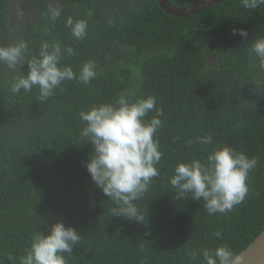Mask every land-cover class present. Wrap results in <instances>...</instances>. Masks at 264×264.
Returning a JSON list of instances; mask_svg holds the SVG:
<instances>
[{"label": "trees", "instance_id": "1", "mask_svg": "<svg viewBox=\"0 0 264 264\" xmlns=\"http://www.w3.org/2000/svg\"><path fill=\"white\" fill-rule=\"evenodd\" d=\"M28 1L32 10L13 21L12 0H0V46L23 37L36 51L41 40L57 41L76 49L62 63L78 72L95 59L98 75L87 86L66 81L41 102L37 89L10 92L7 80L26 75V62L17 73L0 66V262L18 264L31 232L47 234L46 224L58 220L82 236L68 264H200L190 261L188 248L226 243L238 254L245 249L264 228V95L253 94L258 69L245 50L264 35V6L249 12L240 0H223L179 17L158 0H60L64 12L53 25L43 13L54 0ZM198 1L168 0L177 8ZM68 15L88 21L86 39L71 36L63 23ZM234 27L247 29V39L232 35ZM122 92L132 99L154 95L164 112L157 132L160 175L136 202L143 224L112 215L115 205L86 169L93 145L79 137V111ZM206 133L213 145L185 146ZM218 145L258 163L244 202L209 215L202 200L176 199L170 177L178 161H203ZM5 253L17 259L10 262Z\"/></svg>", "mask_w": 264, "mask_h": 264}, {"label": "clouds", "instance_id": "2", "mask_svg": "<svg viewBox=\"0 0 264 264\" xmlns=\"http://www.w3.org/2000/svg\"><path fill=\"white\" fill-rule=\"evenodd\" d=\"M243 9L252 12L264 6V0H240ZM64 7L60 0L47 5L43 15L53 25L62 19ZM64 26L77 41L86 39L88 21L68 15ZM264 31V26H261ZM232 35L247 39L245 28H232ZM251 66L258 69L251 82L255 85L253 94L264 95V35H257L245 47ZM76 55L70 45L62 46L57 41L41 40L39 48L33 51L23 37L15 43L0 46V66L8 72L17 73L26 62V75L15 74L7 80L10 92L31 93L37 89L36 99L47 102L66 81H77L87 86L98 75L97 62L89 59L74 71L62 59ZM254 62V63H253ZM7 75V73H6ZM154 112L148 118V114ZM163 109L157 107L154 95L132 99L126 93L109 103L93 104L79 111L84 126L79 137L93 145V152L86 162V169L96 187L102 190L115 205L112 215L143 224L146 215L137 206L149 191L154 178L160 175L158 165L163 152L157 137L163 126ZM179 136L173 137L174 141ZM196 144L213 145V135L206 133L185 141L186 147ZM257 159L228 145L214 146L206 159L193 158L178 161L170 177V186L176 199L190 197L203 201L209 215L226 214L244 202L250 194L247 183L250 172L256 168ZM47 234L34 230L30 234L29 246L18 257V264H68L67 257L81 244L82 236L72 226L62 221L47 225ZM217 239H223L221 231H214ZM8 261L17 258L5 253ZM186 255L190 261L200 264H240L242 257L226 243L216 247L188 248ZM2 264V262H0Z\"/></svg>", "mask_w": 264, "mask_h": 264}, {"label": "water", "instance_id": "3", "mask_svg": "<svg viewBox=\"0 0 264 264\" xmlns=\"http://www.w3.org/2000/svg\"><path fill=\"white\" fill-rule=\"evenodd\" d=\"M223 0H200L184 8H177L171 5L168 0H158L159 7L172 16H187ZM239 255L242 260L240 264H264V228L262 231L243 249Z\"/></svg>", "mask_w": 264, "mask_h": 264}, {"label": "rangeland", "instance_id": "4", "mask_svg": "<svg viewBox=\"0 0 264 264\" xmlns=\"http://www.w3.org/2000/svg\"><path fill=\"white\" fill-rule=\"evenodd\" d=\"M32 8L28 0H12L11 18L13 21H17L23 14L30 12Z\"/></svg>", "mask_w": 264, "mask_h": 264}]
</instances>
